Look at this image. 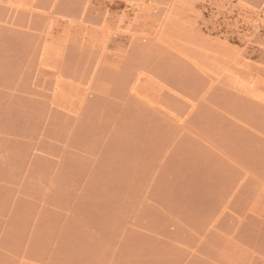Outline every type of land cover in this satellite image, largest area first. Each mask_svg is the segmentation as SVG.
<instances>
[{
	"label": "rangeland",
	"instance_id": "rangeland-1",
	"mask_svg": "<svg viewBox=\"0 0 264 264\" xmlns=\"http://www.w3.org/2000/svg\"><path fill=\"white\" fill-rule=\"evenodd\" d=\"M0 264H264V0H0Z\"/></svg>",
	"mask_w": 264,
	"mask_h": 264
}]
</instances>
